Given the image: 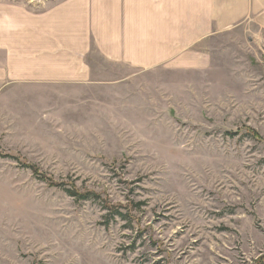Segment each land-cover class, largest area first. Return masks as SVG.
I'll return each instance as SVG.
<instances>
[{
  "label": "rangeland",
  "instance_id": "obj_1",
  "mask_svg": "<svg viewBox=\"0 0 264 264\" xmlns=\"http://www.w3.org/2000/svg\"><path fill=\"white\" fill-rule=\"evenodd\" d=\"M211 39L0 98V264H264V32Z\"/></svg>",
  "mask_w": 264,
  "mask_h": 264
},
{
  "label": "crops",
  "instance_id": "obj_2",
  "mask_svg": "<svg viewBox=\"0 0 264 264\" xmlns=\"http://www.w3.org/2000/svg\"><path fill=\"white\" fill-rule=\"evenodd\" d=\"M0 0V98L18 84L84 85L98 65L177 66L187 47L264 32V0ZM101 68L100 70H103ZM96 76V75H95ZM5 98V97H3Z\"/></svg>",
  "mask_w": 264,
  "mask_h": 264
},
{
  "label": "trees",
  "instance_id": "obj_3",
  "mask_svg": "<svg viewBox=\"0 0 264 264\" xmlns=\"http://www.w3.org/2000/svg\"><path fill=\"white\" fill-rule=\"evenodd\" d=\"M70 194H71V196H74V197H76V196H80V198H82V199H90V198H95V197H97V195H95L94 193H92V192H88V193H86V194H84V195H79L77 192H74V191H70ZM98 198V197H97Z\"/></svg>",
  "mask_w": 264,
  "mask_h": 264
}]
</instances>
